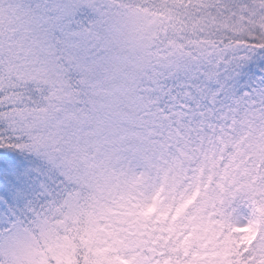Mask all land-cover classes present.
<instances>
[{
	"label": "snow or ice",
	"instance_id": "snow-or-ice-1",
	"mask_svg": "<svg viewBox=\"0 0 264 264\" xmlns=\"http://www.w3.org/2000/svg\"><path fill=\"white\" fill-rule=\"evenodd\" d=\"M0 264H264V0H0Z\"/></svg>",
	"mask_w": 264,
	"mask_h": 264
}]
</instances>
